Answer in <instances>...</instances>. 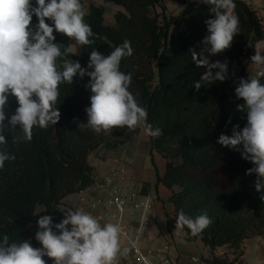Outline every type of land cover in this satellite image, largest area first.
Wrapping results in <instances>:
<instances>
[{
    "label": "trees",
    "instance_id": "1",
    "mask_svg": "<svg viewBox=\"0 0 264 264\" xmlns=\"http://www.w3.org/2000/svg\"><path fill=\"white\" fill-rule=\"evenodd\" d=\"M165 1L105 0L125 10L115 15L113 26L105 24L103 7L90 5L85 22L91 26L95 42L81 46L79 55L71 53L68 58L87 67L93 49L107 55L124 40L131 42L134 53L122 60L121 71L132 74L130 91L147 109V123L163 133L159 138L148 137L151 156L157 153L166 161L163 175L156 172V186L171 192L169 202L175 218L180 209L192 217L207 211L212 218L211 226L199 235L184 228L187 242L200 240L211 250L226 248L236 255L245 240L264 236V201L254 187L255 174L246 175L253 165L217 141L221 134L231 135L234 125L243 128L247 122L246 113L237 111V105L244 103L235 96L238 80L259 78L264 83V77L253 73L255 64L250 57L255 50L248 46L264 40V24L249 6L235 1L241 31L230 49L210 57L213 62L228 61V79L204 84L197 91L194 82L204 69L196 67L190 50L200 51L207 35L209 6L200 4L168 14ZM170 1L184 6L190 0ZM54 35L56 42L70 47L71 40ZM231 68H236L235 75ZM89 79L76 77L72 85L60 86L59 122L47 129L34 127L30 142L13 144L11 132L4 129L8 143L0 145V150L15 159L5 161L0 169V237L6 234L40 247L35 240L38 216L51 215L54 223H59L66 213L63 200L93 185L91 154L102 149L115 151L138 135L139 128L98 135L78 127L87 123L85 108L90 106L91 92L84 85ZM226 102L235 109L228 117H224ZM17 106L10 98L5 125ZM239 256L241 253L233 261L213 256L202 262L234 264ZM44 259L52 264L49 258Z\"/></svg>",
    "mask_w": 264,
    "mask_h": 264
},
{
    "label": "clouds",
    "instance_id": "2",
    "mask_svg": "<svg viewBox=\"0 0 264 264\" xmlns=\"http://www.w3.org/2000/svg\"><path fill=\"white\" fill-rule=\"evenodd\" d=\"M209 6L211 18L205 21L207 35L200 51L191 49V58L197 68H203L200 79L194 82L197 91L204 84L228 79V61H211L232 47L234 37L241 31L235 0H198ZM81 0H0V145L8 143L4 129L11 132L13 144L30 142L33 129H47L56 125L61 112L57 104L60 86L72 85L76 77L90 79L84 87L91 92L90 106L85 108L87 127L95 134L110 135L114 129L136 131L159 138V127L147 123L148 112L130 91L132 74L121 71V62L131 57L134 49L124 40L107 55L93 49L87 67L78 60L69 59L71 47L56 42L54 33L74 41L79 46H91L94 36L85 22ZM37 22L33 23V17ZM50 21L51 23H48ZM255 54L250 61L264 68V40L248 45ZM258 76L264 77V71ZM235 96L243 100L237 111L245 112L247 122L234 125L231 135L221 134L217 143L240 153L253 167L246 175L255 174L254 187L264 201V83L259 78H240ZM10 98L17 107L6 120L5 108ZM75 119V118H74ZM231 122V117L229 118ZM19 132V134H15ZM11 153L0 150V169L5 161L14 160ZM64 218L54 223L53 216L39 215L34 247L30 240H12L0 237V264H119L128 254L122 247V227L118 223H102L96 216L82 209L63 213ZM213 223L207 211L192 217L180 209L176 215V230L187 228L193 236L199 235Z\"/></svg>",
    "mask_w": 264,
    "mask_h": 264
},
{
    "label": "crops",
    "instance_id": "3",
    "mask_svg": "<svg viewBox=\"0 0 264 264\" xmlns=\"http://www.w3.org/2000/svg\"><path fill=\"white\" fill-rule=\"evenodd\" d=\"M81 3L84 11L89 9L90 5L103 7L104 21L109 26L115 24V15L118 12H125V10H117L106 15L108 3L105 0L102 4H96L93 0H81ZM165 6L170 14H178L195 4H192L190 0L182 6L170 1L165 3ZM108 15H112V18ZM70 47L74 55H79L81 46L71 40ZM262 70L263 68L255 65L253 73L258 74ZM139 129L138 135L132 142L115 151H97L98 158L93 162L89 158L93 167V185L81 193L68 196L63 202H69L74 210L82 209L90 212L102 223H116L115 208L111 200V193L116 186L128 200L131 199L123 218V226L125 231L132 235V241L139 233L136 242L142 252L156 260H166L169 264H203V258L213 256L226 257L232 261L230 255L225 256L224 252H221L224 248L211 250L200 240L187 242L186 233L175 229L174 206L169 202L171 192L162 185L156 186V172L163 175L166 161L157 153L151 156L150 152L149 158L139 159L136 145L139 136L141 135L143 141L149 144L148 136L142 135L143 128ZM135 204L139 207L142 204H148L150 208L143 215L141 208H134ZM121 244L122 247L129 248V242L123 235ZM239 253L241 256L234 264H264V236L245 240ZM119 264H136V260L133 258L125 260L124 257H120Z\"/></svg>",
    "mask_w": 264,
    "mask_h": 264
},
{
    "label": "built area",
    "instance_id": "4",
    "mask_svg": "<svg viewBox=\"0 0 264 264\" xmlns=\"http://www.w3.org/2000/svg\"><path fill=\"white\" fill-rule=\"evenodd\" d=\"M242 2L249 6L252 10H254L259 18L262 20V23L264 24V0H235ZM111 200L115 208V221L116 223L120 224L122 227V235L126 237V239L129 242V251L126 256L124 257L125 260H128L129 258H133L136 260V264H169L166 260H156L152 256H150L147 253L142 252L137 247L136 239L139 236V233L136 234L135 239L132 241L130 235L127 231H125V228L123 226V218L125 215V212L129 206L128 198L119 191L118 187H114L113 191L111 193ZM134 208L138 209L141 208L143 210V215L147 213L150 206L148 204H142L140 207L139 205L135 204Z\"/></svg>",
    "mask_w": 264,
    "mask_h": 264
},
{
    "label": "rangeland",
    "instance_id": "5",
    "mask_svg": "<svg viewBox=\"0 0 264 264\" xmlns=\"http://www.w3.org/2000/svg\"><path fill=\"white\" fill-rule=\"evenodd\" d=\"M96 4H102L104 2V0H93ZM170 2V0H167L165 1V3H168ZM173 2V1H172ZM191 3L192 4H195V5H199V4H202V3H198V0H191ZM107 11H106V15L107 14H112L113 12L119 10V11H124V8L121 7V6H117V5H114V4H111V3H108L107 4ZM89 12V9H87L85 11V13L87 14ZM168 14H170V12L167 11ZM105 15V16H106ZM110 16V18H112V15H108ZM156 64H155V69H156ZM236 73V68H231V74L235 75ZM157 82V77H156V80H155V83ZM235 112V109L234 107L230 104V102H226L225 104V108H224V117H228L230 116L232 113ZM140 130V129H139ZM143 137H145V134H144V131H143ZM136 145H137V150H138V155H139V159H144V158H149V152H150V147H149V144L148 142H145L143 141L142 139V136L140 135L139 136V139L137 140L136 142ZM102 150H106V149H102ZM90 158V161H94V159H97L98 158V153L97 152H94L93 154H91V156L89 157ZM149 162H150V159H148ZM62 209L66 212L68 211H74V209L71 207L70 203L69 202H63V206H62ZM228 251L226 248H224L223 250H221V252H224V255L226 256L227 254L230 255V259L233 261L235 258H237L239 252H237L236 255H233L231 251L229 252H226Z\"/></svg>",
    "mask_w": 264,
    "mask_h": 264
}]
</instances>
